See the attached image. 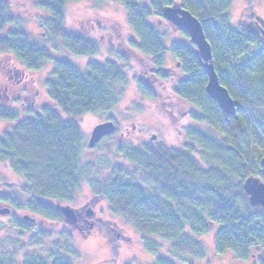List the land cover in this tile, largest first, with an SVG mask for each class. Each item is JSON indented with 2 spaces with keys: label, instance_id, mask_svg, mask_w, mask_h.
Returning a JSON list of instances; mask_svg holds the SVG:
<instances>
[{
  "label": "trees",
  "instance_id": "1",
  "mask_svg": "<svg viewBox=\"0 0 264 264\" xmlns=\"http://www.w3.org/2000/svg\"><path fill=\"white\" fill-rule=\"evenodd\" d=\"M36 1L49 15L44 25L63 40L65 50L80 58L99 54L97 42L66 27L67 4L82 0ZM118 1L125 6L128 24L138 38L136 48L150 60L153 75L161 79H166L162 70L168 50L151 20L164 18V9L174 4L189 10L201 21L212 45L221 84L243 109L238 111V118L227 120L218 103L206 93L207 75L197 51L173 46L174 57L186 70V78L174 89L175 94L199 109L194 119L217 135L190 129L187 136L194 146L186 152L152 144L126 147V158L137 166L143 184L130 181L131 174L117 168L111 179L91 181V190L100 200H107L113 214L138 230L147 248L154 251L159 246L151 239L162 238L173 242V249L180 250V255H192L193 247L203 252L196 237L214 231L217 252L231 250L245 260L257 248L264 264V210L252 205L244 190L251 177L264 179L260 166L264 129L253 121L255 110L264 109V44L256 35L234 28L229 15L232 0ZM19 24L10 1L0 0V55L7 59L0 64L1 70L9 66L15 71L40 72L53 63L46 93L54 107L25 111L8 104L0 106V121L18 123L0 139V163L9 164L27 183L19 196L6 200L16 210L62 222L63 215L52 201L74 202L91 172L81 166L85 141L81 121L115 108L122 96L118 87L126 85L127 77L115 62L90 63L84 72L69 59L54 58L48 49L30 42L21 29L4 33L8 26ZM244 53L252 56L241 62ZM137 92L143 99H156L153 89L143 82L138 83ZM13 223L20 235L28 236L32 247L45 251L54 243L53 249L46 257L28 254L21 261L15 255H4L0 264H73L68 255L78 256V246L71 237L53 242L46 231H36L16 218ZM217 225L220 229L215 231ZM154 264L176 263L157 257Z\"/></svg>",
  "mask_w": 264,
  "mask_h": 264
},
{
  "label": "rangeland",
  "instance_id": "2",
  "mask_svg": "<svg viewBox=\"0 0 264 264\" xmlns=\"http://www.w3.org/2000/svg\"><path fill=\"white\" fill-rule=\"evenodd\" d=\"M9 1L12 15L20 24L8 26L4 33L21 29L28 35L30 42L48 49L54 58L69 59L84 72L87 71L90 63L115 62L126 74L127 83L118 87L122 96L115 108L106 113L86 116L81 121L85 140L81 166L84 169H91L89 179L76 193L74 202L52 201L51 203L57 210L62 206L71 207L86 219V222L80 219L78 224L71 225L63 214L62 222H51L27 210H16L6 199L19 196L27 187V183L10 169L9 164L0 163V208H11L9 216L0 215V246L1 251L4 252V254L0 253V257L15 255L16 259L21 261L28 254L46 257L53 249L54 243L44 248L45 251L32 247L28 236L20 235L21 233L13 227L15 218L25 222V216H29L35 221L28 220L27 224L36 228V231L43 230L51 234L53 242L67 240L69 237L73 239L78 246V256L68 255L73 264H154L157 257L170 259L176 264H261L263 254L257 248L253 249L245 260L236 256L231 250L217 252L214 231L196 237V241L202 244L203 252L193 247L192 255L187 254L185 250L186 253L180 255V250L173 249V242L162 238L151 239L159 246L157 251L147 248L148 244L145 243L143 235L123 217L113 214L107 200H100L90 188L91 181L111 179L117 168L131 174L130 181L138 185L143 184V176L137 172V166L126 158V147H143L152 144L163 146L168 150L186 152L190 149V145L194 146L187 136L190 129L217 135L214 129L194 119V115L200 113V110L181 100L174 91L179 82L186 78V74H183L186 70L181 60L174 57L172 47L178 44L197 50L186 32L175 30L165 18L151 20L168 50L162 70L166 79H161L153 75L150 60L136 48L138 38L128 24L125 6L118 0L105 3L82 0L67 4L66 27L99 45L97 56L84 58L76 57L65 50L63 40L47 29L44 22L49 15L38 7L36 0ZM229 15L236 30L252 33L264 44L256 27L257 23L264 26V0H232ZM257 47L261 48V46ZM251 56V53H244L241 62L247 61ZM4 59L7 60L0 55V64ZM178 62L182 63L180 69L177 66ZM52 68L53 63L40 72L21 69L15 71L9 66L7 69L4 68L5 71L7 70L5 72L0 67V106L8 104L12 108L25 111L54 107L46 93V82L50 79ZM140 82L153 89L155 100L143 99L139 96L137 85ZM254 116L255 126L263 130L264 109H256ZM109 120L115 121L118 131L109 138L103 139L94 148H90L88 143L93 129ZM17 124V122L0 121V139L11 132ZM153 136L157 139L153 140ZM135 175L136 179L132 178ZM250 179L264 182L261 177ZM26 199L27 197L22 198L23 201ZM89 210L94 212L90 218L87 217ZM218 229H220L219 225L215 227V231ZM187 235L194 237L189 232ZM178 243L177 241V245Z\"/></svg>",
  "mask_w": 264,
  "mask_h": 264
},
{
  "label": "water",
  "instance_id": "3",
  "mask_svg": "<svg viewBox=\"0 0 264 264\" xmlns=\"http://www.w3.org/2000/svg\"><path fill=\"white\" fill-rule=\"evenodd\" d=\"M164 18L176 30L186 32L191 42L196 46L200 60L203 62L204 71L207 75L206 93L224 112L229 120L230 117L238 118V111L243 109L242 103L234 99L229 90L221 84L218 72L215 67L213 48L207 39L204 27L201 21L196 18L189 10L179 4L168 6L164 9ZM259 34L264 37V26L258 23ZM117 126L113 121H108L97 125L91 134L88 146L94 148L104 138L114 134ZM153 140L157 137L153 136ZM261 173L264 177V157L261 159ZM244 190L250 197V202L254 206L261 207L264 210V182L259 180L248 179L244 184ZM61 213L65 216L66 221L71 225L78 223L79 215L69 206H62ZM11 208H0V215L9 216ZM94 212L89 210L87 217H92ZM25 216V220H30ZM35 221V219H31ZM1 238V233H0ZM1 250V246H0Z\"/></svg>",
  "mask_w": 264,
  "mask_h": 264
},
{
  "label": "flooded vegetation",
  "instance_id": "4",
  "mask_svg": "<svg viewBox=\"0 0 264 264\" xmlns=\"http://www.w3.org/2000/svg\"><path fill=\"white\" fill-rule=\"evenodd\" d=\"M256 27H257V31H258V35L260 36V38L262 39V41L264 42V37L262 36V34L260 33L259 34V30H258V23L256 24ZM176 30V29H175ZM179 31H181V30H179ZM188 35V34H187ZM188 37H189V35H188ZM190 38V37H189ZM194 45V44H193ZM195 46V45H194ZM196 47V46H195ZM197 49V48H196ZM197 51V50H196ZM177 66L179 67V69L182 67V63L181 62H178V64H177ZM169 69V68H168ZM184 74V73H183ZM179 76H181V75H179ZM109 121H112V120H109ZM108 122V121H107ZM114 123H115V121H113ZM115 125H116V123H115ZM117 126V125H116ZM32 219V218H31ZM30 219V220H31ZM82 220V221H84V222H86L87 220L86 219H84V218H82L81 217V215H79V219H78V222H79V220ZM28 220H25V222L24 223H28L27 222ZM32 222H34V221H32ZM88 223V222H87ZM78 224V223H77ZM0 253H2V254H4V252L3 251H1L0 250Z\"/></svg>",
  "mask_w": 264,
  "mask_h": 264
},
{
  "label": "bare ground",
  "instance_id": "5",
  "mask_svg": "<svg viewBox=\"0 0 264 264\" xmlns=\"http://www.w3.org/2000/svg\"><path fill=\"white\" fill-rule=\"evenodd\" d=\"M30 221V220H29ZM32 221V220H31Z\"/></svg>",
  "mask_w": 264,
  "mask_h": 264
}]
</instances>
